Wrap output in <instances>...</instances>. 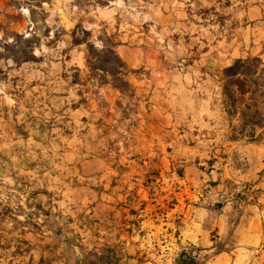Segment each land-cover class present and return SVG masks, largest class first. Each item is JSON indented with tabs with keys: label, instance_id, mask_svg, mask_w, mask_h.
Returning a JSON list of instances; mask_svg holds the SVG:
<instances>
[{
	"label": "rangeland",
	"instance_id": "374dc122",
	"mask_svg": "<svg viewBox=\"0 0 264 264\" xmlns=\"http://www.w3.org/2000/svg\"><path fill=\"white\" fill-rule=\"evenodd\" d=\"M254 6L264 0H0V264H90L106 247L117 264L198 256L174 238L208 162L251 166L230 197L241 211L259 187L250 201L264 209V124L241 115L264 119L263 75L233 80L229 116L222 95L223 70L259 57ZM76 26L115 44L121 80L88 67ZM253 226L237 264L264 251V214Z\"/></svg>",
	"mask_w": 264,
	"mask_h": 264
},
{
	"label": "crops",
	"instance_id": "0c3cea01",
	"mask_svg": "<svg viewBox=\"0 0 264 264\" xmlns=\"http://www.w3.org/2000/svg\"><path fill=\"white\" fill-rule=\"evenodd\" d=\"M245 16L252 22L251 32L247 36V41L252 46V54L258 55L264 61V6L249 8ZM209 158L211 157L208 156ZM212 158L216 156L213 154ZM262 160L263 155L260 162ZM208 164V183L203 187H193L187 196L184 206L191 211L179 226L174 242L177 245L183 243L197 248L200 264H237L234 255H241L243 252L244 257H247L252 251L249 246L254 240L253 224L256 214L259 217L264 214V209L258 201H250V191L259 187H251L250 184L246 187V199L239 211L237 202L231 199L230 194L239 189L234 184L250 182L254 175L253 168L248 166L247 169H241L234 163L223 164L216 161ZM261 164L263 168L264 162ZM193 182L200 184L196 186L203 185L197 181ZM260 240H263L262 236ZM219 242L227 248L233 242V246L238 244L242 248H239L238 253L237 248L216 250ZM256 258L259 260L258 264H264V251L261 250Z\"/></svg>",
	"mask_w": 264,
	"mask_h": 264
},
{
	"label": "trees",
	"instance_id": "16d2710c",
	"mask_svg": "<svg viewBox=\"0 0 264 264\" xmlns=\"http://www.w3.org/2000/svg\"><path fill=\"white\" fill-rule=\"evenodd\" d=\"M78 29H80L79 26H76V28L72 31L71 42L74 46L83 45L85 47L84 50L88 67L91 70H100L116 78L117 80H121L119 76L122 77L124 75L123 71H125L126 65L115 52V44L109 41V39H104L101 41V46L97 48L95 47L94 43L91 42L90 33L88 31L81 30L80 32L83 37H79L77 35ZM258 73L262 74L264 78V62L257 56L248 57L245 59H236L223 70L224 82L222 86V95L225 100V108L228 116L232 111L238 108V106L236 107L238 99L235 97L232 86L233 80L236 77H254ZM115 88L119 89L117 86ZM241 106H243L245 111L250 109V106L245 103L241 104ZM241 115L244 117V120L246 118L244 127L264 124L262 114L258 111H255L252 115L245 114L244 112ZM238 134L239 136L243 137L244 128H241ZM248 137L252 139L253 135L250 134ZM196 258L197 255L193 256L191 250L187 251L183 249L177 255L175 264H199ZM96 261L97 262H90V264H117L118 258L112 248L106 247L102 250L101 254L96 257Z\"/></svg>",
	"mask_w": 264,
	"mask_h": 264
},
{
	"label": "built area",
	"instance_id": "2783aa9c",
	"mask_svg": "<svg viewBox=\"0 0 264 264\" xmlns=\"http://www.w3.org/2000/svg\"><path fill=\"white\" fill-rule=\"evenodd\" d=\"M197 253L195 251L192 250V255L195 256Z\"/></svg>",
	"mask_w": 264,
	"mask_h": 264
}]
</instances>
